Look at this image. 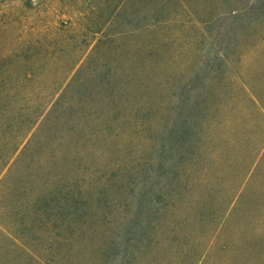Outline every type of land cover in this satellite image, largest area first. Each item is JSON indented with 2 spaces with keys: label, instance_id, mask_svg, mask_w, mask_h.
<instances>
[{
  "label": "rangeland",
  "instance_id": "obj_1",
  "mask_svg": "<svg viewBox=\"0 0 264 264\" xmlns=\"http://www.w3.org/2000/svg\"><path fill=\"white\" fill-rule=\"evenodd\" d=\"M112 238L264 264V0H0V264Z\"/></svg>",
  "mask_w": 264,
  "mask_h": 264
},
{
  "label": "trees",
  "instance_id": "obj_2",
  "mask_svg": "<svg viewBox=\"0 0 264 264\" xmlns=\"http://www.w3.org/2000/svg\"><path fill=\"white\" fill-rule=\"evenodd\" d=\"M7 165V164H6ZM5 162L4 165L2 166V168L6 167ZM129 245V239H121V240H114V238H112L109 241V245L107 250H109V255H111V258H114L116 261H118V264H124V261L127 262V264H130L131 261L125 258L126 256V249L128 248ZM121 251H123V253H121ZM136 250L133 249V252H135ZM133 252H131L133 254ZM147 261V260H146ZM103 264V263H102Z\"/></svg>",
  "mask_w": 264,
  "mask_h": 264
}]
</instances>
